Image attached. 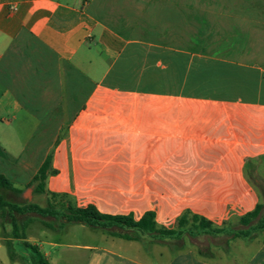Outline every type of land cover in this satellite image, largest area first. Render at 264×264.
<instances>
[{
    "label": "crops",
    "instance_id": "obj_1",
    "mask_svg": "<svg viewBox=\"0 0 264 264\" xmlns=\"http://www.w3.org/2000/svg\"><path fill=\"white\" fill-rule=\"evenodd\" d=\"M14 124L25 141L15 157L0 148V175L50 155L46 202L152 211L164 229L186 212L238 222L264 187V0H0V130ZM83 227L33 222L26 241L67 264L46 233ZM101 236L76 245L82 264H147L125 254L138 241ZM1 240L0 264H20ZM243 240L232 264H264V227ZM192 247L167 264H214Z\"/></svg>",
    "mask_w": 264,
    "mask_h": 264
},
{
    "label": "trees",
    "instance_id": "obj_2",
    "mask_svg": "<svg viewBox=\"0 0 264 264\" xmlns=\"http://www.w3.org/2000/svg\"><path fill=\"white\" fill-rule=\"evenodd\" d=\"M50 155H47L43 163L38 168L32 181L36 182L34 192L36 194H44V180L47 173L51 172ZM20 195L21 188H16L12 183L0 175V229L1 241L6 249L8 259L12 262L16 261L20 264H49L41 254L39 248L26 241V227L38 222L43 227L58 232L70 225H83L92 230H101L106 234L119 237L124 240L139 241L141 237L150 238H179L184 234H208L219 235L223 232H230L232 238L248 239L250 235L257 229L264 227V220L259 219L256 225L250 224L251 220L257 218L261 206L258 205L252 212L242 216L238 223L243 228L229 230L221 227H214L207 220L184 213L177 219V227L174 229L157 228L154 221V213L146 212L139 219L135 220L131 216H108L99 213L93 206L85 208H74L66 203L62 210H58L52 201H47L46 206L41 207L35 203L17 204L7 199V194ZM55 195L51 196V200ZM62 197V196H60ZM30 214L36 217L29 216ZM189 215L192 224L186 228V216ZM51 218L57 221L46 220ZM118 229L122 232H116ZM199 256L207 257L205 252L198 251Z\"/></svg>",
    "mask_w": 264,
    "mask_h": 264
},
{
    "label": "rangeland",
    "instance_id": "obj_3",
    "mask_svg": "<svg viewBox=\"0 0 264 264\" xmlns=\"http://www.w3.org/2000/svg\"><path fill=\"white\" fill-rule=\"evenodd\" d=\"M194 49H200L199 44ZM17 125L14 124L11 130H0V148L9 156L15 157L17 156L25 139L19 137ZM8 162V166H10V170H2L7 174H3L7 177L12 185H15L14 181L19 182V187L22 189V193L20 195L14 194H7V199L11 202L17 204H27V203H35L41 207L46 206V196L36 194L34 192V186L36 182L32 181L33 176L36 174L37 165L39 160L36 156H23L21 157V161L16 165L15 162ZM8 168V167H7ZM13 179L14 181H12ZM257 183V182H256ZM256 189L260 195V206L261 209L259 211V217L264 220V187L257 186ZM52 202L54 203L55 207L58 210H62L63 207L66 205V200L64 197L56 196L52 198ZM29 216L36 217V215L30 214ZM186 228H189L192 224L191 217L189 215L186 216ZM48 221H52L55 224L57 221H53L51 218H46ZM258 218H254L251 220L252 225H256L258 223ZM173 228L177 227V221L172 225ZM84 230L78 232L75 236L71 234H65L64 232L61 233H54L48 231L46 235L49 237V240L54 241L56 243V251L60 254L63 260H68L67 264H82L84 252L76 248V245H83V244H93L98 246H105L109 245L107 241L101 236V230H92L87 227H83ZM221 228L229 229V230H236L243 228L239 225L238 222L233 223H226L223 224ZM118 232H122L118 229H115ZM61 231V230H60ZM0 236H1V229H0ZM245 240L241 238H232L231 233L226 231L219 235L213 236L208 234H196V235H188L184 234L182 237L173 239L169 238L166 242V249H159L156 247L153 248V245L156 244L155 238L150 237H141L138 241L139 245L141 246V251H137V247L131 246L128 250H126L125 254H128L131 257H139L141 260L145 261L147 264H167L170 260L175 259L176 253L179 252L181 247L187 245H192V250L195 256L200 257L198 251L205 252L207 254V258L213 260L212 263L214 264H232L231 261V254L232 249L235 247L240 248L239 246L242 245ZM122 243H126L123 242ZM74 245V246H73ZM143 247V248H142ZM161 252V258L152 257L155 253ZM236 252H239L238 250ZM2 258L7 259V253L4 247H2Z\"/></svg>",
    "mask_w": 264,
    "mask_h": 264
}]
</instances>
